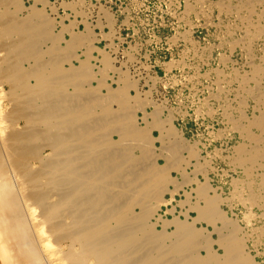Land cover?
<instances>
[{"label":"bare ground","instance_id":"obj_1","mask_svg":"<svg viewBox=\"0 0 264 264\" xmlns=\"http://www.w3.org/2000/svg\"><path fill=\"white\" fill-rule=\"evenodd\" d=\"M39 4L58 10L49 0L29 8L23 0H0V264H260L248 251L249 233L223 209L199 144L175 125L174 111L165 116L167 108L154 100L161 79L152 86L145 79V92L142 76L96 46L101 38L91 22L77 31L78 22H59ZM67 6L88 14L84 1ZM224 8L244 22L236 43L250 50L262 43L259 64L230 78L242 79L244 91L241 116L230 119L245 139L234 162L248 178L258 173L264 189V0ZM103 10L112 32L102 37L112 39L115 18ZM85 49L89 60L101 52V65L82 60L68 68ZM250 99L253 118L244 114ZM254 181L235 184L244 191ZM182 189L190 211L162 215ZM243 199L264 203V192L252 189ZM254 218L246 214L248 226Z\"/></svg>","mask_w":264,"mask_h":264},{"label":"rangeland","instance_id":"obj_2","mask_svg":"<svg viewBox=\"0 0 264 264\" xmlns=\"http://www.w3.org/2000/svg\"><path fill=\"white\" fill-rule=\"evenodd\" d=\"M243 1L104 0L103 5L115 17L116 35L104 38L102 46L112 53L119 67L127 63L134 76H142L143 85L145 79H149L151 86L153 78L161 79L155 84L154 100L167 108L165 116L174 111L175 125L192 143L199 144L202 156L211 163L207 176L226 201L223 209L231 217L234 214L238 217L242 229L250 235L248 251L264 264V203L252 206L243 199L252 189L257 193H263L264 189L258 183V173L248 178L234 162L236 149L245 139L230 119L241 116L244 95L242 79L230 78L249 74L252 63L259 64L263 55L261 41L251 50L236 43L245 36L244 22L224 7ZM188 5L194 8L190 13ZM258 11L261 13L262 8ZM254 18L259 20V15ZM103 27L111 28L105 22ZM147 85L145 92L150 90ZM249 85H254V81ZM256 112L255 100H248L243 113L253 118ZM154 135L158 137L159 131H154ZM189 169L193 173L195 168ZM173 176L181 178L179 171H174ZM198 178L204 181L205 175L198 174ZM244 179L255 181L243 191L235 181ZM166 197L171 199L170 195ZM185 200L182 189L173 205L164 207L161 214L173 219L169 211L174 208L177 215L185 214L190 211L188 204L181 203ZM249 211H253L255 218L248 226L245 216ZM191 215L196 217V212L191 211Z\"/></svg>","mask_w":264,"mask_h":264},{"label":"crops","instance_id":"obj_3","mask_svg":"<svg viewBox=\"0 0 264 264\" xmlns=\"http://www.w3.org/2000/svg\"><path fill=\"white\" fill-rule=\"evenodd\" d=\"M23 1H24V5H26L27 8L35 4V0H23ZM78 1H84L85 3L84 10L88 11L87 15H84L82 13L83 8H80V10L76 11L73 8H70L67 6V5H70ZM103 1L104 0H49L50 4L52 3L53 5H56L55 7L58 8L56 12L50 6H48L47 8H44L42 4H39L38 8L46 10V15L52 18L57 17L59 22L64 21L67 25H70L71 22L73 21L78 22V27L76 29L77 31H80V32H86L87 30L86 20H88L89 22L93 24L92 26L94 27L93 29L95 30V33L101 38V40L96 43V46L99 47L100 49H106V48H103L102 46V43L104 41V38L102 37V33L103 32L111 33L112 28L103 27V22L107 24L105 20V12H103L104 11L103 8L106 10H109L110 12L112 11L108 9L107 6L103 5L102 3ZM27 13H28L27 10L24 9V11L20 12V15L25 16ZM100 23H102V26L100 25ZM61 29L62 28L60 25L58 26V28H56L57 32H60ZM66 37L67 39H71L70 34H67ZM78 52H79L78 58L73 59L71 63L66 64L68 68H71L72 65L80 66V63L82 60L83 61L88 60L90 61L91 64H94L96 66L101 65V59H102L101 52L95 51L90 60L85 54L86 49L79 50Z\"/></svg>","mask_w":264,"mask_h":264}]
</instances>
